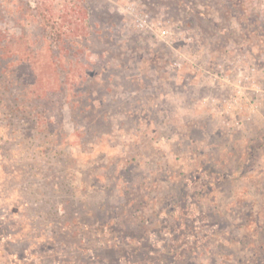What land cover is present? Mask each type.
Here are the masks:
<instances>
[{
  "label": "rangeland",
  "instance_id": "rangeland-1",
  "mask_svg": "<svg viewBox=\"0 0 264 264\" xmlns=\"http://www.w3.org/2000/svg\"><path fill=\"white\" fill-rule=\"evenodd\" d=\"M0 264H264V0H0Z\"/></svg>",
  "mask_w": 264,
  "mask_h": 264
},
{
  "label": "built area",
  "instance_id": "built-area-1",
  "mask_svg": "<svg viewBox=\"0 0 264 264\" xmlns=\"http://www.w3.org/2000/svg\"><path fill=\"white\" fill-rule=\"evenodd\" d=\"M139 27H145V23L141 22L140 20L137 21Z\"/></svg>",
  "mask_w": 264,
  "mask_h": 264
}]
</instances>
